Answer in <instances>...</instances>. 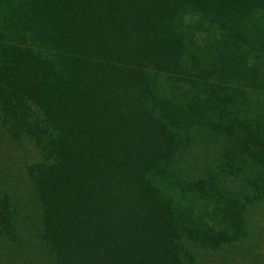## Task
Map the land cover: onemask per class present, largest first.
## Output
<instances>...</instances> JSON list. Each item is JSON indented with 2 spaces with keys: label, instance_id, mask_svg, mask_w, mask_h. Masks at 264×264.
<instances>
[{
  "label": "trees",
  "instance_id": "1",
  "mask_svg": "<svg viewBox=\"0 0 264 264\" xmlns=\"http://www.w3.org/2000/svg\"><path fill=\"white\" fill-rule=\"evenodd\" d=\"M0 134L22 154L3 244L195 264L243 236L222 177L264 197V0H0ZM212 142L215 166L182 165Z\"/></svg>",
  "mask_w": 264,
  "mask_h": 264
},
{
  "label": "rangeland",
  "instance_id": "2",
  "mask_svg": "<svg viewBox=\"0 0 264 264\" xmlns=\"http://www.w3.org/2000/svg\"><path fill=\"white\" fill-rule=\"evenodd\" d=\"M218 146V142L196 144L184 157L182 165L185 164L189 171H195L204 161L209 167L215 166ZM26 154L32 153L27 149ZM21 157L20 150L17 151L7 139L0 141V189L13 192L18 188ZM220 182L224 190L237 195L244 205L243 236L237 242L224 243L217 248L195 249V264H264V197L257 199L241 176L222 177ZM0 264L50 263H45L36 253L0 242Z\"/></svg>",
  "mask_w": 264,
  "mask_h": 264
}]
</instances>
